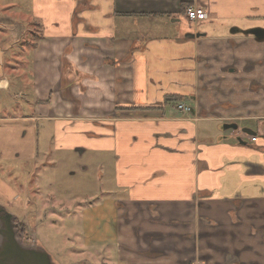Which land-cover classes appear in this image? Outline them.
<instances>
[{
	"label": "crops",
	"instance_id": "1",
	"mask_svg": "<svg viewBox=\"0 0 264 264\" xmlns=\"http://www.w3.org/2000/svg\"><path fill=\"white\" fill-rule=\"evenodd\" d=\"M28 4L35 114L0 121L69 120L84 137L66 149L111 157L116 255L101 264H264V39L244 32L264 30V0Z\"/></svg>",
	"mask_w": 264,
	"mask_h": 264
},
{
	"label": "rangeland",
	"instance_id": "2",
	"mask_svg": "<svg viewBox=\"0 0 264 264\" xmlns=\"http://www.w3.org/2000/svg\"><path fill=\"white\" fill-rule=\"evenodd\" d=\"M25 6H29L28 0H0L3 118L35 114L31 50L26 46L37 38L41 26L27 24ZM235 24L245 28L259 23L236 20ZM70 124L63 119L0 121V144L14 140L11 147L0 152V205L24 224L26 242L45 249L55 264H101L106 257L110 263L108 255H116L111 219L117 188L109 169L113 160L92 149L82 154L75 152L74 146L66 149L67 143H81L84 137L81 133L72 136ZM83 124L76 123L73 128L81 132ZM9 128L15 129L11 135L8 133L14 130ZM21 128L26 129L25 141ZM102 163L106 166L100 168ZM65 204H72L74 209L67 210ZM82 242L91 249L83 248ZM101 244L106 247L97 250Z\"/></svg>",
	"mask_w": 264,
	"mask_h": 264
},
{
	"label": "water",
	"instance_id": "3",
	"mask_svg": "<svg viewBox=\"0 0 264 264\" xmlns=\"http://www.w3.org/2000/svg\"><path fill=\"white\" fill-rule=\"evenodd\" d=\"M255 36L256 39H264V30L252 28L244 31ZM236 129V125H229ZM0 208H2L0 206ZM11 214L8 213L4 226L0 225V264H55L45 249L40 246L21 243L13 230Z\"/></svg>",
	"mask_w": 264,
	"mask_h": 264
},
{
	"label": "built area",
	"instance_id": "4",
	"mask_svg": "<svg viewBox=\"0 0 264 264\" xmlns=\"http://www.w3.org/2000/svg\"><path fill=\"white\" fill-rule=\"evenodd\" d=\"M185 17L191 21H195L199 18L205 17V11L204 9L196 6L187 7L185 10ZM177 108L182 113H188L190 111V108L185 106L184 104L177 105ZM256 137H252V141H255Z\"/></svg>",
	"mask_w": 264,
	"mask_h": 264
},
{
	"label": "flooded vegetation",
	"instance_id": "5",
	"mask_svg": "<svg viewBox=\"0 0 264 264\" xmlns=\"http://www.w3.org/2000/svg\"><path fill=\"white\" fill-rule=\"evenodd\" d=\"M2 208H0V225L1 226H4L5 222L6 221V224H7V220H6V216L9 214H11L4 206L0 205ZM11 218H12V223H13V230H14V233L15 235L17 236L18 240L21 242V243H26V240L25 239H22V226H21V222L18 221V219L15 217V215L11 214Z\"/></svg>",
	"mask_w": 264,
	"mask_h": 264
},
{
	"label": "trees",
	"instance_id": "6",
	"mask_svg": "<svg viewBox=\"0 0 264 264\" xmlns=\"http://www.w3.org/2000/svg\"><path fill=\"white\" fill-rule=\"evenodd\" d=\"M178 98V97H177ZM24 224H21L22 226V239H25V235H26V231H25V227L23 226Z\"/></svg>",
	"mask_w": 264,
	"mask_h": 264
}]
</instances>
